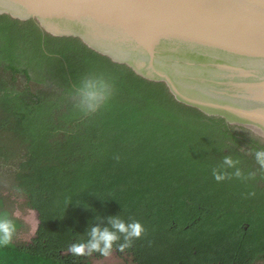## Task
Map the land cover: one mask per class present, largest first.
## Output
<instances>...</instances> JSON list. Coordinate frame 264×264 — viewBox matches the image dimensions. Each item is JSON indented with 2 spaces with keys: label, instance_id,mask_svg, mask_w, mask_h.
Listing matches in <instances>:
<instances>
[{
  "label": "trees",
  "instance_id": "trees-1",
  "mask_svg": "<svg viewBox=\"0 0 264 264\" xmlns=\"http://www.w3.org/2000/svg\"><path fill=\"white\" fill-rule=\"evenodd\" d=\"M85 80L104 86L92 109ZM264 143L80 39L0 15V264H264ZM225 157L235 164L229 167ZM237 172L239 174H237ZM220 174L223 179L217 180ZM21 206L38 215L17 241ZM140 223L131 237L113 227ZM116 232L107 256L91 229ZM120 245H125L121 249Z\"/></svg>",
  "mask_w": 264,
  "mask_h": 264
},
{
  "label": "water",
  "instance_id": "water-1",
  "mask_svg": "<svg viewBox=\"0 0 264 264\" xmlns=\"http://www.w3.org/2000/svg\"><path fill=\"white\" fill-rule=\"evenodd\" d=\"M264 143V0H0Z\"/></svg>",
  "mask_w": 264,
  "mask_h": 264
},
{
  "label": "clouds",
  "instance_id": "clouds-1",
  "mask_svg": "<svg viewBox=\"0 0 264 264\" xmlns=\"http://www.w3.org/2000/svg\"><path fill=\"white\" fill-rule=\"evenodd\" d=\"M82 103L88 108L92 109L96 106V103L99 99L104 95V86L102 84H98L93 80H85L80 89ZM256 157L258 161L264 165V151H258L256 153ZM225 164L229 167L234 166L235 162L229 158L225 157ZM237 174H239L237 172ZM216 179H223V176L220 174L216 175ZM113 227L117 229L119 232L126 233L131 237H139L143 233V226L136 222L130 225H125L123 222L118 220H113ZM0 230L3 232V242L7 243L10 235V224L7 220L0 222ZM118 240V236L116 232L110 231L107 228L101 230L99 227H93L91 229V239L87 244H78L72 247V251L76 254L83 255L86 254V249L99 251L103 255L107 256L110 250L113 247V243ZM121 249L125 247V245H120Z\"/></svg>",
  "mask_w": 264,
  "mask_h": 264
},
{
  "label": "rangeland",
  "instance_id": "rangeland-1",
  "mask_svg": "<svg viewBox=\"0 0 264 264\" xmlns=\"http://www.w3.org/2000/svg\"><path fill=\"white\" fill-rule=\"evenodd\" d=\"M18 205L14 210V216L25 223V229L20 231L17 236V241L28 242L36 231L38 225V215L35 211L22 207V201L18 200ZM92 264H125L117 256L110 255L101 260H94Z\"/></svg>",
  "mask_w": 264,
  "mask_h": 264
}]
</instances>
